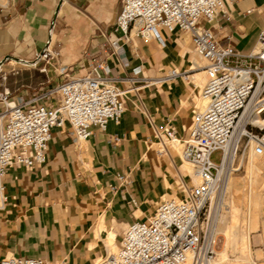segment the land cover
Returning <instances> with one entry per match:
<instances>
[{
	"label": "crops",
	"instance_id": "1",
	"mask_svg": "<svg viewBox=\"0 0 264 264\" xmlns=\"http://www.w3.org/2000/svg\"><path fill=\"white\" fill-rule=\"evenodd\" d=\"M120 6V0L0 2V93L10 88L11 75L20 73L17 67H23L29 83L10 88L14 99L45 95L40 103L55 104V89L64 80L54 86L51 80L62 75L63 65L70 76H80L101 59L110 64L119 86L129 88V78L140 86L128 93L126 111L119 122L111 120L106 131L95 128L78 143L68 122L55 126L45 163L8 169V202L0 211V258L95 264L119 247L130 224L146 220L160 202L179 196L181 175L193 171L182 170L181 146L159 152L157 131L173 125L179 137L187 134L201 106L205 63L190 35L179 30L164 34L166 46L133 31L129 40L121 41L126 61L109 55L106 35L122 36L115 26ZM207 26L221 44L250 53L264 28V0H236L231 18L219 16ZM47 46L56 54L51 64H31ZM139 66L142 71L137 73ZM173 68L187 77L165 79ZM145 80L151 83L144 85ZM3 109L0 101V113ZM128 172L130 183L119 180L118 175Z\"/></svg>",
	"mask_w": 264,
	"mask_h": 264
},
{
	"label": "built area",
	"instance_id": "2",
	"mask_svg": "<svg viewBox=\"0 0 264 264\" xmlns=\"http://www.w3.org/2000/svg\"><path fill=\"white\" fill-rule=\"evenodd\" d=\"M236 0H120L115 26L122 36L106 35L112 52L126 61L122 40H129L133 31L148 40L166 46L164 34L177 30L190 35L195 50L205 61L206 82L200 97L201 106L184 137L176 127L167 125L157 131L159 152L181 146L183 159L192 165L194 174L181 175V194L159 203L146 220L130 224L115 251L95 264H211L218 257L217 219L225 208L227 180L241 166V158L253 146L264 153V125L255 117L264 118V28L253 51L244 54L221 44L207 24L219 16L231 18ZM56 54L47 46L31 62L46 65ZM46 65L43 70H46ZM1 68V66H0ZM142 71V67L135 68ZM60 74L67 78L55 92L57 103L39 100H16L9 87L0 93L4 105L0 113V211L8 202L5 179L12 166L33 168L48 158L53 128L68 122L76 142L87 140L94 129L106 131L108 123L119 122L126 111L127 95L140 86L129 78L131 86L118 85L112 67L104 59L92 63L85 74L70 76L63 65ZM187 77L177 68L170 69L165 79ZM4 78H6L4 76ZM151 82L145 80L144 85ZM141 107V105H140ZM146 111V109H143ZM221 159L215 162L214 153ZM130 172L118 175L130 183ZM197 177L200 182L194 181ZM137 204L134 199L132 201ZM0 264H68L41 257L7 255Z\"/></svg>",
	"mask_w": 264,
	"mask_h": 264
},
{
	"label": "rangeland",
	"instance_id": "3",
	"mask_svg": "<svg viewBox=\"0 0 264 264\" xmlns=\"http://www.w3.org/2000/svg\"><path fill=\"white\" fill-rule=\"evenodd\" d=\"M200 60L203 64L205 63L203 59ZM21 68L17 67V70L19 69L20 73L11 75L13 76L11 80H7V83L11 89L22 88L25 86V84L29 83H27L29 78L27 77L26 70L22 69L23 72L21 73ZM32 70L35 69L33 68ZM32 72L34 73V71ZM62 76L64 77L62 78ZM58 77V79L51 80L52 86L56 85L57 82L63 81L67 78L63 74L61 76L59 75ZM31 78H33L32 80L34 81L36 75H33ZM197 81H200V79L197 78ZM202 81L204 83L205 79H201V82ZM17 91H19V89L15 90V92ZM212 159L215 162H219L221 159V152L218 151L214 153ZM263 160L264 154H255L250 147L245 157L241 158L240 160V169L230 176L231 178L227 183L226 197L221 196V202L225 203V208L217 219L218 257L214 262L215 264H246V260L243 259L244 255H247L249 264H264V210L262 208L260 209L259 204L258 206L255 204H251L250 206V203L247 202V193L250 195L252 194L254 197L255 195L259 194V192L261 193L264 191V165H261L259 168L253 167L254 164H260ZM190 167L191 166H189V164L185 161L183 163L182 170L185 169L187 171ZM233 203L237 204L239 207V216L237 221L234 223L236 225L234 228L235 243L230 244L223 228L229 226L228 224H233V219L231 218L232 214H230L231 205ZM222 219L223 224L221 225L220 220ZM247 241L249 243V249L247 247L244 248V245L246 246ZM115 250H117V248H113L112 251ZM223 252L227 254V258L224 261L221 259V253Z\"/></svg>",
	"mask_w": 264,
	"mask_h": 264
},
{
	"label": "bare ground",
	"instance_id": "4",
	"mask_svg": "<svg viewBox=\"0 0 264 264\" xmlns=\"http://www.w3.org/2000/svg\"><path fill=\"white\" fill-rule=\"evenodd\" d=\"M1 1H4V0H0V2ZM253 121L255 122V123H259L260 125H264V118L263 117H255L254 119H253ZM252 148V151L256 154V152H255V150L253 149V146L251 147ZM262 154H264V153H262ZM261 154V155H262ZM261 165H264V160L260 163V164H254L253 165V167H256V168H259V167H261ZM190 166H191V168H192V174H194V169H193V167H192V165L190 164ZM253 173V172H252ZM231 176V175H230ZM229 176V178H228V180H227V183L229 182V179L231 178ZM250 180V179H249ZM252 180V179H251ZM194 181L196 182V183H199L200 182V180L197 178V177H195V179H194ZM232 183H233V181H232ZM247 186V185H246ZM243 188V187H242ZM250 190V189H249ZM253 191V190H252ZM249 193H250V191H249ZM247 202H249L250 203V206H251V204H255V205H257L258 206V204L260 205V209L262 208L263 209V203H264V191L263 192H259V194H257V195H255L254 197L252 196V194L250 195V194H248L247 193ZM249 206V205H248ZM249 206V207H250ZM256 206V207H257ZM263 211V210H262ZM226 213V212H225ZM241 213V212H240ZM255 213V212H254ZM230 214H232V219H233V224H228L229 226H227V227H225V228H223L224 230H225V232H226V235H227V240H228V242H230V244L231 243H235V235H234V228L236 227V225L234 224L236 221H237V219H238V216H239V207L237 206V204H235V203H233L232 205H231V213ZM249 214V213H248ZM222 215V214H221ZM263 216V215H262ZM230 221V220H229ZM220 223H221V225L223 224V219L222 220H220ZM248 236V235H247ZM246 238V237H245ZM248 248L249 249V243H248V241H247V243H246V246L244 245V248ZM247 252V251H246ZM249 256V255H248ZM227 258V254L225 253V252H223V253H221V259H222V261H224L225 259ZM243 259H245L246 260V262L248 263L249 262V260H248V257H247V255H244V257H243ZM215 262V261H214ZM214 262H212L211 264H215ZM245 262V261H244ZM246 263V264H247ZM187 264H190V263H187ZM245 264V263H244ZM249 264V263H248Z\"/></svg>",
	"mask_w": 264,
	"mask_h": 264
}]
</instances>
